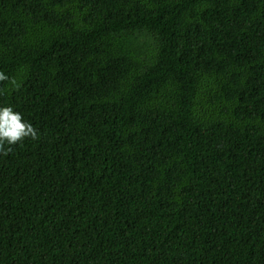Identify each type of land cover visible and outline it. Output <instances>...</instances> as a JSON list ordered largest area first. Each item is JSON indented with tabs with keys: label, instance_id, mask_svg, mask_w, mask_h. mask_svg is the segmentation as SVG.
<instances>
[{
	"label": "trees",
	"instance_id": "16d2710c",
	"mask_svg": "<svg viewBox=\"0 0 264 264\" xmlns=\"http://www.w3.org/2000/svg\"><path fill=\"white\" fill-rule=\"evenodd\" d=\"M0 72V264H264V0H0Z\"/></svg>",
	"mask_w": 264,
	"mask_h": 264
},
{
	"label": "clouds",
	"instance_id": "9594fccd",
	"mask_svg": "<svg viewBox=\"0 0 264 264\" xmlns=\"http://www.w3.org/2000/svg\"><path fill=\"white\" fill-rule=\"evenodd\" d=\"M9 79L3 72H0V81ZM14 86L18 85L13 80ZM38 131L33 125L23 119L22 114L15 111L12 106H0V150L5 146L10 150L17 142L25 138L37 139Z\"/></svg>",
	"mask_w": 264,
	"mask_h": 264
}]
</instances>
